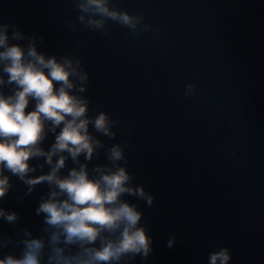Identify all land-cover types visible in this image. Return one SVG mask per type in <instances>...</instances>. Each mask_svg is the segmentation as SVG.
<instances>
[{"label":"clouds","instance_id":"obj_1","mask_svg":"<svg viewBox=\"0 0 264 264\" xmlns=\"http://www.w3.org/2000/svg\"><path fill=\"white\" fill-rule=\"evenodd\" d=\"M72 2L78 24L106 38L112 36L110 23L128 29L133 38L159 31L142 14L120 9L116 0ZM65 23L74 32L80 30L71 20ZM43 44L42 36L0 22V201L15 189L13 177L26 189H15L18 201L37 186H47L35 208L42 217L41 234L27 228L15 238L0 233V264H135L137 257L146 261L154 251L151 228L139 205L125 197L152 208L155 196L136 184L128 170L129 141L107 146L101 139L116 140L114 129L120 121L104 110L91 115V101L83 95L90 77L82 60L48 55L38 47ZM195 93L193 84L185 85V98ZM49 136L54 140L45 147ZM101 153L107 162L90 167ZM0 220L16 225L20 217L0 206ZM176 243L170 234L166 247ZM9 248L19 253L4 251ZM231 260L225 246L209 252L207 264Z\"/></svg>","mask_w":264,"mask_h":264}]
</instances>
